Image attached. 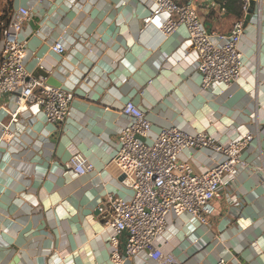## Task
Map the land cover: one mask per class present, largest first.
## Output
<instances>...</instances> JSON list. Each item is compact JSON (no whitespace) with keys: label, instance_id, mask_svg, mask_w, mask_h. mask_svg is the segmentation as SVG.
Wrapping results in <instances>:
<instances>
[{"label":"crops","instance_id":"obj_1","mask_svg":"<svg viewBox=\"0 0 264 264\" xmlns=\"http://www.w3.org/2000/svg\"><path fill=\"white\" fill-rule=\"evenodd\" d=\"M19 7L30 10L20 35L27 71L43 68L47 84L72 90L74 98L64 122L51 125L33 104L24 121L12 123V97H2L0 264H112L111 231L97 205L106 193L132 195L109 165L127 100L144 110L151 139L169 126L204 130L224 143L252 133L242 152L247 166L231 183L240 208L215 201L209 224L169 215L158 241L181 264H264V8L259 18L253 9L245 27L240 78L227 88L203 90L194 57L187 54L185 28L163 37L144 27L148 10L137 0H0V40L3 17ZM199 14L209 30L226 33L240 6L227 0L221 12L204 2ZM60 39L67 44L61 55L51 49ZM77 151L93 171L78 176L65 168ZM182 157L195 172L213 163L196 149ZM124 241L122 234L121 248ZM123 264L151 262L141 255Z\"/></svg>","mask_w":264,"mask_h":264},{"label":"built area","instance_id":"obj_2","mask_svg":"<svg viewBox=\"0 0 264 264\" xmlns=\"http://www.w3.org/2000/svg\"><path fill=\"white\" fill-rule=\"evenodd\" d=\"M137 1L148 10L142 20L144 27L152 26L163 37L175 33L179 27L185 28L187 54L194 57L203 90L216 84L227 88L240 78L244 69L240 43L247 25L245 18L251 2L259 18L264 0H236L241 17L226 33L209 30L200 17L199 6L208 2L225 12L227 0ZM29 14L28 8H17L10 13L8 23L2 28L0 113L3 110L2 97L9 94L14 104L9 112L12 123L24 121V113L33 104L46 123L56 125L68 116L74 92L51 86L44 77L27 71L25 41L20 35ZM51 49L56 54H64L66 41L57 40ZM171 58V54L166 55L165 61L169 62ZM121 114L125 123L118 133L109 165L116 170L118 180L122 177L120 184L131 190L132 195L123 198L106 193L97 205L103 226L111 231L107 240L110 261L123 264L142 255L151 264H181L159 245V237L167 232L168 216L188 214L199 224H209L215 201L222 202L228 209H239L241 203L231 183L236 171L247 166L242 152L254 136L245 132L224 143L204 130L191 133L178 126H169L161 128L151 139V122L142 108L127 100ZM190 149L202 151L212 165L202 172H195L191 162L182 157V153ZM65 168L81 176L93 171L94 165L77 151L65 163ZM230 215L234 214L230 211ZM122 234H125L124 248L120 246ZM216 264L225 262L221 259Z\"/></svg>","mask_w":264,"mask_h":264},{"label":"water","instance_id":"obj_3","mask_svg":"<svg viewBox=\"0 0 264 264\" xmlns=\"http://www.w3.org/2000/svg\"><path fill=\"white\" fill-rule=\"evenodd\" d=\"M253 9H254V3L251 2V3H250V10H249V13L246 15V18H245V24L248 23V21H249V19H250V15H251ZM33 75H34V76H46V72L43 70V68L38 67V68H36V70H35V72L33 73ZM121 179H122V177L119 178V180H121Z\"/></svg>","mask_w":264,"mask_h":264},{"label":"trees","instance_id":"obj_4","mask_svg":"<svg viewBox=\"0 0 264 264\" xmlns=\"http://www.w3.org/2000/svg\"><path fill=\"white\" fill-rule=\"evenodd\" d=\"M239 6H240V5H239ZM9 16H10V14H8V15H6V16L3 17V20H2L3 25H6V24L8 23ZM240 17H241V10H240V16H239V18H240ZM239 18H238V19H239ZM238 19H237V20H238ZM3 25H2L1 28H3Z\"/></svg>","mask_w":264,"mask_h":264},{"label":"clouds","instance_id":"obj_5","mask_svg":"<svg viewBox=\"0 0 264 264\" xmlns=\"http://www.w3.org/2000/svg\"><path fill=\"white\" fill-rule=\"evenodd\" d=\"M262 243H264V241H262Z\"/></svg>","mask_w":264,"mask_h":264}]
</instances>
